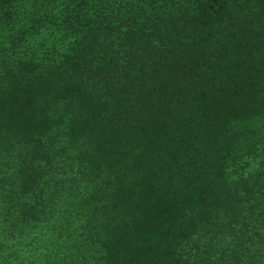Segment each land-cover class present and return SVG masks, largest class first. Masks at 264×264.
I'll use <instances>...</instances> for the list:
<instances>
[{"label": "trees", "instance_id": "trees-1", "mask_svg": "<svg viewBox=\"0 0 264 264\" xmlns=\"http://www.w3.org/2000/svg\"><path fill=\"white\" fill-rule=\"evenodd\" d=\"M0 264H264V0H0Z\"/></svg>", "mask_w": 264, "mask_h": 264}]
</instances>
